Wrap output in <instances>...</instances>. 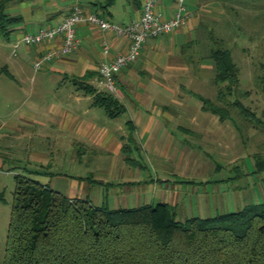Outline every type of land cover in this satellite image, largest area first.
I'll list each match as a JSON object with an SVG mask.
<instances>
[{
	"label": "crops",
	"instance_id": "obj_1",
	"mask_svg": "<svg viewBox=\"0 0 264 264\" xmlns=\"http://www.w3.org/2000/svg\"><path fill=\"white\" fill-rule=\"evenodd\" d=\"M143 1L0 0L3 14L9 19H17L0 32V47H5L1 44V40H4L11 50L10 55L15 59L12 62L4 61L0 74L7 75L11 80L19 78L17 82L22 85L34 61L46 51L57 48L60 42L57 40L40 46H23L17 56L12 55V42L25 33L61 23L75 5L86 12L98 14L109 23L125 26L140 16ZM220 1L222 0H187L186 7L190 16L187 23L171 34L147 40L139 57L117 75L116 95L109 94L101 87L98 68L102 61L112 60L126 52L128 40L111 31L103 34L95 26L80 23L76 27L78 49L44 63L46 71L36 78H30L33 86L29 91L31 95L27 93L28 96L23 100L26 107L20 110L21 114L16 118L0 123V142L5 140L8 143L11 139H17L21 141L19 145L25 147L36 136L52 140L56 152L72 147L81 150L79 153L75 150L77 156L84 149L97 148L108 159L100 163L97 156L91 157L94 172H102L99 176L89 178L88 175L93 176V172L75 176L60 175L51 185L46 181L53 175L49 171L50 161L44 154L33 153L28 159L38 162L39 167L24 168L25 176L43 177L44 181L30 178L71 200H88L94 206L106 205L112 210L155 205L156 200H159L158 203L168 204L175 213L184 185H192L197 192L200 187L207 185V181L195 182L181 179L180 175L179 178L177 175L174 178L175 175L169 174L172 175V167L180 170L176 172H182L181 174L191 165L202 169L203 163L197 162L199 158L195 157L191 147L204 135L208 143H215L216 138L211 135L215 125L208 122L210 119L215 121L218 116L203 109L199 94L188 91L189 96L194 95L201 102V107L194 106L189 97H186L187 100L183 97L184 76L188 75L190 67L182 56L188 45V38L196 35L195 28L200 17L210 14L212 6H218ZM176 8V0L157 2V9L166 19L172 16ZM194 37V40L189 41L190 44L195 42L196 36ZM103 38L110 47L108 56L102 50ZM174 42H177V47ZM210 66L212 68L211 64ZM189 78L190 76L188 80ZM175 90L179 92L176 93ZM35 91L41 94L39 99L33 98ZM45 94L55 96L51 99L43 97ZM107 95L117 101L120 107L116 116L110 115L105 106L96 102L97 97ZM171 106L176 107V110H172ZM94 108L104 110L108 120H98ZM189 109L193 111L189 112ZM208 115L211 118H207ZM218 121L221 124L226 122L219 117ZM218 145L221 148L218 155H228L222 153V143ZM223 148L229 149L227 146ZM142 153L160 158L165 163L156 170L155 177L135 159L141 158ZM230 154L234 156L229 162H238L242 156ZM254 157L252 155L253 160ZM74 162L80 163L78 160ZM253 165L255 169V160ZM3 167L5 162L0 156V168ZM131 169L143 170L147 174L145 176L141 173V176L136 177L131 174ZM215 169H219V166ZM93 189H99L97 200L100 203L97 205L91 201L95 197ZM104 201L110 202L111 207L102 203ZM121 202L123 206H120ZM131 204L137 206L132 207Z\"/></svg>",
	"mask_w": 264,
	"mask_h": 264
},
{
	"label": "rangeland",
	"instance_id": "obj_2",
	"mask_svg": "<svg viewBox=\"0 0 264 264\" xmlns=\"http://www.w3.org/2000/svg\"><path fill=\"white\" fill-rule=\"evenodd\" d=\"M199 20L200 23L198 22L195 28L196 35L193 34L188 38V45L182 56L186 65L190 67L188 75L184 76L185 89H182V94L186 100L188 99L186 97H189L192 104L198 107H201V102L194 95L189 96L188 91L210 99L215 105L229 111V119L222 124L218 121V117L215 121L210 119L208 123L215 125L211 132V135L216 138H213L215 143H208L204 135L197 144L191 147L195 157L200 159L197 162L203 163L202 169L191 165L184 170V174H181L182 172H176L180 170L172 167V175H169H175L174 178H179L178 175H180L181 179L208 182L207 185L200 187L199 192L194 191L192 185H184V191L180 193V199L175 207L177 221H184L191 217L210 218L217 214L228 213V211H238L245 205L264 203V172H254V160L252 159V155L264 156V88L261 80L263 73L261 64L264 62V0H222L218 6H212L210 14H204ZM194 36H196L195 42L190 44L189 41L194 40ZM1 41L5 47H0V68L4 61L15 60L10 55L11 50L5 45L6 42ZM174 46L177 47V42H174ZM218 47L226 48L231 52L232 60L238 69V81L232 86L230 93L224 89L226 85L222 87L226 96L221 100L218 99L219 86L213 83L215 73L210 66L212 63L209 59L210 50ZM44 71H46L45 68L34 71L33 67H30L27 79L22 85L17 82L19 78L11 80L7 75L0 74V123L14 119L21 114L20 110L26 107V102L23 100L33 86L30 78H36ZM177 91L179 92L175 90L176 93ZM37 92L33 93L34 99L41 97V94ZM45 96L47 94L43 97ZM54 96V94H49L46 98L53 99ZM235 102H240L251 112L253 118L250 119L240 114L237 106L231 105ZM171 109L176 110V107L171 106ZM190 109L189 112L193 111ZM94 112L98 115V120H108L104 110L94 108ZM187 114L192 115L193 113ZM208 116L207 118H211L210 115ZM221 143L222 153H228L222 157L218 155L221 149L218 144ZM19 144L21 141L17 139H11L8 143L5 140L0 142V156L5 162V167L0 168V194L2 195V201H0V262H3L5 258L15 175H26L24 168L39 167L38 162L28 159L33 153L44 154L50 161L49 171L53 175L46 181L51 185L60 175L75 176L93 172V176L88 175L89 178L99 176L102 172H94L91 157L97 156L96 159L100 163H104L108 157L97 148L84 149L82 154H77V156L75 153L77 148L72 147L56 152L57 149L54 148L52 140L36 136L33 137V142L31 144L28 142L25 147ZM7 146L10 147L7 149ZM225 146L229 149L223 148ZM77 151L79 153L81 150L77 149ZM230 153L242 156L238 162H229V159L234 156ZM135 159L140 161L153 177H155L156 170L165 165L162 159L143 153L141 158L136 157ZM75 160L80 163H75ZM216 166H219V169L216 170ZM168 168L171 169L169 165ZM130 172L136 177L141 176V173L145 176L147 174L146 171H137V169H131ZM33 177L38 181L45 179L40 176ZM98 190L93 189L95 197L91 201L95 205L100 203V200H97V197L99 199ZM157 201L159 200L155 203H158ZM102 203H107L111 207L110 202ZM120 206H123L122 202ZM130 206H137V204Z\"/></svg>",
	"mask_w": 264,
	"mask_h": 264
},
{
	"label": "trees",
	"instance_id": "obj_3",
	"mask_svg": "<svg viewBox=\"0 0 264 264\" xmlns=\"http://www.w3.org/2000/svg\"><path fill=\"white\" fill-rule=\"evenodd\" d=\"M15 21L3 14L1 4L0 32ZM209 59L221 100L238 81V69L226 48L210 50ZM261 69L264 88V62ZM198 98L204 110L229 119L226 108ZM96 102L112 116L119 112L110 95L97 97ZM231 105L253 118L240 102ZM254 160L255 172H264V156L256 154ZM0 264H264V203L177 221L168 204L112 210L88 200H71L30 177L15 175Z\"/></svg>",
	"mask_w": 264,
	"mask_h": 264
},
{
	"label": "built area",
	"instance_id": "obj_4",
	"mask_svg": "<svg viewBox=\"0 0 264 264\" xmlns=\"http://www.w3.org/2000/svg\"><path fill=\"white\" fill-rule=\"evenodd\" d=\"M186 1L176 0V11L169 19H166L157 9L158 0H144L140 16L125 26L109 23L98 14L86 12L75 5L61 23L40 28L32 33H25L12 42V55L17 56L19 49L23 46H40L59 40L60 45L57 48L46 51L34 61L33 69L39 71L44 63L66 56L78 49L79 40L76 36V27L80 23L95 26L103 34L111 31L116 36H122L128 40L126 52L115 56L112 60L102 61L98 68L101 87L109 94L116 95L117 75L139 57L147 40L171 34L187 23L190 16L187 12ZM101 46L104 55L108 56L110 47L106 39H102Z\"/></svg>",
	"mask_w": 264,
	"mask_h": 264
}]
</instances>
